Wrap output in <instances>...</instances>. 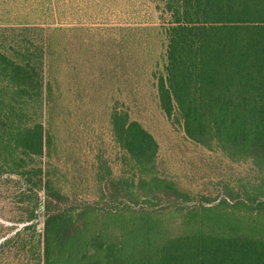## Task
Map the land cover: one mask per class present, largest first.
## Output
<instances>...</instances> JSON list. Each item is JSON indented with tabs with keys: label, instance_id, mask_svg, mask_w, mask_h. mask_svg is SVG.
Wrapping results in <instances>:
<instances>
[{
	"label": "trees",
	"instance_id": "obj_1",
	"mask_svg": "<svg viewBox=\"0 0 264 264\" xmlns=\"http://www.w3.org/2000/svg\"><path fill=\"white\" fill-rule=\"evenodd\" d=\"M43 1L54 10L57 6L58 24L41 19L20 30L0 28V180L19 177L45 212L39 241L19 240L31 261L264 264V0H155L163 21L153 24L155 28L149 23L156 22L142 14L146 3ZM116 6L123 17L116 14ZM67 17L82 18L75 24L87 23L89 28L95 21L97 27L118 22L137 28L141 44L150 42L148 27L157 30L165 40V53L152 76L167 120L189 142L221 152L233 163L251 162L263 175L262 182L225 189L219 200L190 197L178 177L160 175L155 137L117 108L110 124L122 151L121 172L113 181L127 197L109 207L81 202L55 208L54 202L68 199L71 181L49 165L58 139L55 87L47 70L53 51L50 33L67 30L63 23L74 25L64 21ZM35 34L41 40H35ZM127 40L125 35L124 48L131 53ZM160 194L174 198L162 201ZM33 219L31 213L26 222ZM32 228L26 226L16 239Z\"/></svg>",
	"mask_w": 264,
	"mask_h": 264
},
{
	"label": "rangeland",
	"instance_id": "obj_2",
	"mask_svg": "<svg viewBox=\"0 0 264 264\" xmlns=\"http://www.w3.org/2000/svg\"><path fill=\"white\" fill-rule=\"evenodd\" d=\"M132 1L133 6L148 5L147 12L142 14L149 17V22H156L149 23L150 28L156 27L153 24H163L155 0ZM42 2L0 0V28L20 30L40 23L41 19L56 23L57 6L54 10V5L44 6ZM116 7L115 12L119 8L116 14L123 17L122 8ZM80 19L67 17L64 21L74 25L63 23L61 26L67 30L55 32L54 36L50 33L53 51L47 77L54 81L58 141L49 165L64 180L71 181L66 186L68 199L54 202L55 208L81 202L109 207L127 197L122 185L113 181L120 178L121 172L118 158L122 151L112 136L110 124L112 112L117 108L128 112L132 120L142 123L155 137L160 146L157 159L160 175L167 179L178 177L181 186L192 194L190 197L219 200L226 195L225 189L236 191L262 182L263 175L251 162L233 163L221 152L199 147L186 140L178 127L167 120L159 108L152 76L156 63L161 62L165 53V40L158 36L157 30L148 27L150 42L141 44L137 28L124 27L118 22L114 26H93L98 21L90 22L92 28H89L87 23L75 24ZM125 35L132 43L128 47L131 53L124 48ZM35 37L38 41L40 36L35 34ZM39 197L43 204V194ZM159 197L162 201L174 198L173 194ZM31 213L34 219L28 223ZM44 214L19 177L0 180V264H37L31 261L28 248L23 250L19 240L39 241ZM28 225L34 228L16 239L18 232Z\"/></svg>",
	"mask_w": 264,
	"mask_h": 264
}]
</instances>
